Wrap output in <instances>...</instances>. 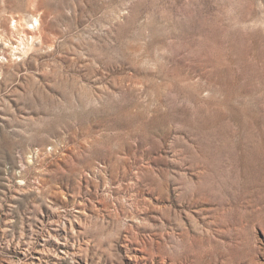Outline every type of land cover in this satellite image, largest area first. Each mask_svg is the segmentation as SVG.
<instances>
[{
	"label": "rangeland",
	"instance_id": "374dc122",
	"mask_svg": "<svg viewBox=\"0 0 264 264\" xmlns=\"http://www.w3.org/2000/svg\"><path fill=\"white\" fill-rule=\"evenodd\" d=\"M0 264H264V0H0Z\"/></svg>",
	"mask_w": 264,
	"mask_h": 264
}]
</instances>
